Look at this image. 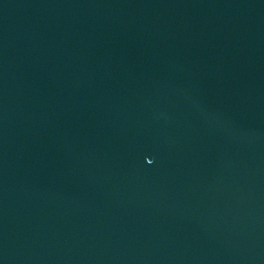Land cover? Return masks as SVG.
<instances>
[{
    "label": "water",
    "instance_id": "1",
    "mask_svg": "<svg viewBox=\"0 0 264 264\" xmlns=\"http://www.w3.org/2000/svg\"><path fill=\"white\" fill-rule=\"evenodd\" d=\"M0 264H264V0H0Z\"/></svg>",
    "mask_w": 264,
    "mask_h": 264
}]
</instances>
